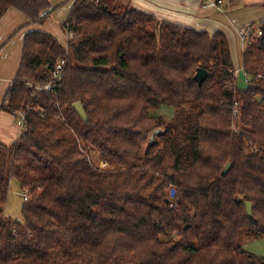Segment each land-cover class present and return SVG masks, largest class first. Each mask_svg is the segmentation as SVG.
Masks as SVG:
<instances>
[{
    "label": "trees",
    "instance_id": "trees-1",
    "mask_svg": "<svg viewBox=\"0 0 264 264\" xmlns=\"http://www.w3.org/2000/svg\"><path fill=\"white\" fill-rule=\"evenodd\" d=\"M70 2L64 43L24 35L0 105L24 116L18 138L0 143V264H264L241 244L264 237V21L249 26L238 89L222 32L156 30L153 15L119 0ZM10 9L28 26L55 10L0 0V18ZM164 106L169 124L155 114ZM12 179L20 221L3 211Z\"/></svg>",
    "mask_w": 264,
    "mask_h": 264
},
{
    "label": "crops",
    "instance_id": "crops-1",
    "mask_svg": "<svg viewBox=\"0 0 264 264\" xmlns=\"http://www.w3.org/2000/svg\"><path fill=\"white\" fill-rule=\"evenodd\" d=\"M119 1L153 15L156 30L160 23L168 22L208 34L222 32L228 41L232 63L234 52L239 59L246 44V41L239 38L237 31L249 27L253 19H259L258 22L264 21L262 13L247 11L252 6L264 5L263 0H221L222 10L205 7L209 1L215 0ZM50 5L55 10L42 26H28L26 18L14 9L6 11L0 18V105L19 66L24 35L33 30L50 34L47 22L57 14H60L63 22L71 8L70 0H50ZM52 36L57 39V36ZM17 121L18 119L0 110V143L9 145L18 138L20 129Z\"/></svg>",
    "mask_w": 264,
    "mask_h": 264
},
{
    "label": "rangeland",
    "instance_id": "rangeland-1",
    "mask_svg": "<svg viewBox=\"0 0 264 264\" xmlns=\"http://www.w3.org/2000/svg\"><path fill=\"white\" fill-rule=\"evenodd\" d=\"M264 4V0L262 2ZM222 8V7H221ZM250 10L247 11H256L257 13H262V17H264V5H257L252 6L249 8ZM222 10V9H221ZM60 14H57L56 16H53L47 23V30L50 32V34L57 36V39L59 42L64 43L65 42V35L60 29V24L62 20L60 19ZM259 19H253L251 24H254L255 30L259 26ZM72 35H68V38H71ZM231 40H233V36H231ZM239 60V61H238ZM233 66L236 70L235 76H236V86L238 89H243L247 86L246 76H244V73L242 71V61L241 56L239 59H237V53L234 52L233 55ZM246 77V78H245ZM154 113V112H153ZM156 115H159L163 118L164 122L166 124H169L171 121V118L173 116V110L170 107H161L158 111L155 112ZM151 134L149 135V138ZM149 142V141H148ZM146 142V143H148ZM146 145V144H145ZM95 163H98L101 168H107L108 163L100 160L95 161ZM22 204V194L19 189V185L16 182V180L12 179L9 182V188H8V195H7V201L3 208L4 214L8 217H11L13 220H21L20 216V208ZM242 247L246 249L247 251L257 255L264 257V237L256 238V239H249L241 242Z\"/></svg>",
    "mask_w": 264,
    "mask_h": 264
},
{
    "label": "built area",
    "instance_id": "built-area-1",
    "mask_svg": "<svg viewBox=\"0 0 264 264\" xmlns=\"http://www.w3.org/2000/svg\"><path fill=\"white\" fill-rule=\"evenodd\" d=\"M222 5H223V3L221 0H215V1H209L205 7H209V8H213V9H221ZM249 32H250V28L246 27V28L239 29L237 31V34L242 41H246V37L248 36ZM256 35L260 36L261 31L258 30ZM64 66H65V60L57 61V63L55 64L54 68L51 71V77H52L51 82H58L62 79ZM234 75H235V73H234ZM244 76H245V74H244ZM51 87H52V85L49 82L43 86H36L34 88V90H35V92H43V91L47 92L51 89ZM23 120H24V116L21 115L19 120H18V123H17L20 130L23 128Z\"/></svg>",
    "mask_w": 264,
    "mask_h": 264
},
{
    "label": "water",
    "instance_id": "water-1",
    "mask_svg": "<svg viewBox=\"0 0 264 264\" xmlns=\"http://www.w3.org/2000/svg\"><path fill=\"white\" fill-rule=\"evenodd\" d=\"M207 78V72L206 70L204 69H197L196 71V74L194 76V80L196 81V83L200 86L202 85V83L204 82V80ZM72 107L73 109L76 111V113L81 117V119L83 121H87V117H86V114H85V111L81 105L80 102H76L74 104H72ZM161 133V130L160 129H156L152 132V135L150 136V141H153L154 138L159 135ZM231 167V164L230 163H227L223 170H222V175H225L229 169ZM174 195V190H171L170 191V196L172 197ZM244 205L246 207V212L248 214V216L250 217L251 216V208H252V205L250 202L246 201L244 202Z\"/></svg>",
    "mask_w": 264,
    "mask_h": 264
}]
</instances>
